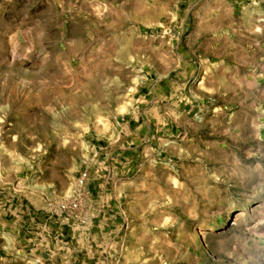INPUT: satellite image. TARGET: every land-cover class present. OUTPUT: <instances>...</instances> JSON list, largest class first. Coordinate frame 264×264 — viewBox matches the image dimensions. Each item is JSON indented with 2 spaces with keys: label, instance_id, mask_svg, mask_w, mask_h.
Here are the masks:
<instances>
[{
  "label": "rangeland",
  "instance_id": "374dc122",
  "mask_svg": "<svg viewBox=\"0 0 264 264\" xmlns=\"http://www.w3.org/2000/svg\"><path fill=\"white\" fill-rule=\"evenodd\" d=\"M195 1L0 0V264H264V0Z\"/></svg>",
  "mask_w": 264,
  "mask_h": 264
},
{
  "label": "built area",
  "instance_id": "2783aa9c",
  "mask_svg": "<svg viewBox=\"0 0 264 264\" xmlns=\"http://www.w3.org/2000/svg\"><path fill=\"white\" fill-rule=\"evenodd\" d=\"M87 176L86 173L83 174V177L85 178ZM84 184V181L82 180L79 187H81ZM81 201L79 199L78 195H72L67 200H65L61 204V209L66 213H75L80 208Z\"/></svg>",
  "mask_w": 264,
  "mask_h": 264
},
{
  "label": "crops",
  "instance_id": "0c3cea01",
  "mask_svg": "<svg viewBox=\"0 0 264 264\" xmlns=\"http://www.w3.org/2000/svg\"><path fill=\"white\" fill-rule=\"evenodd\" d=\"M141 1V0H140ZM199 1V0H198ZM198 1L193 4H198ZM187 3H188V12L191 11L192 9V0H187ZM183 3H180V5H182ZM87 218V217H86Z\"/></svg>",
  "mask_w": 264,
  "mask_h": 264
}]
</instances>
